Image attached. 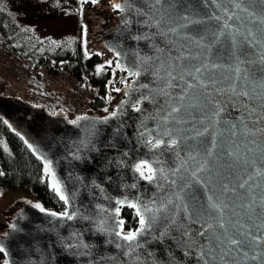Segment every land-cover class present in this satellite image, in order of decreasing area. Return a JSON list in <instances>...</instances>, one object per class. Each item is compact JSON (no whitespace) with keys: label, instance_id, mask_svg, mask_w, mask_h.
Wrapping results in <instances>:
<instances>
[{"label":"water","instance_id":"water-1","mask_svg":"<svg viewBox=\"0 0 264 264\" xmlns=\"http://www.w3.org/2000/svg\"><path fill=\"white\" fill-rule=\"evenodd\" d=\"M113 2L114 0H99L95 3L96 14L101 19L91 33L93 40L102 43L108 52L112 53L115 61L110 48L116 47L122 54L127 53L126 57L122 55V63L130 66L135 61L134 53L151 59L143 65V68L149 71H145L139 78L129 77L128 73L123 71L129 80L127 82L132 84L133 88H125L122 97L109 111L100 114L82 112L72 116L65 109L53 111L44 103L0 92V118L24 143L27 141V147L32 145L28 148L41 161L43 170L44 160L40 157L52 161V167L62 180L66 194L73 198V206L91 217L90 220L77 219L61 225L55 218L41 213L34 205L40 203L44 208L55 212H62L64 208H48L40 200L29 196L16 198L3 209V213L10 219L2 226L0 243L5 244L9 254L7 257L3 254L1 264L5 258L10 264H195L194 260L185 256L174 244L171 245L170 251H166L171 244L167 240L163 244L149 240L148 244L133 254L139 255L140 259L133 261L132 257L123 255L125 249L116 248V243H123L122 241L108 233L96 231V225L101 220L105 221L104 227L110 231L115 227L110 212L117 206V200L128 197L129 200L138 198L141 202H147L154 196L158 198L172 195L185 182L193 185L184 193L189 203L207 207L208 198L211 197L213 202L228 205L224 210V220L230 234L235 231L237 220L244 224L259 225V230H264V208L261 207L264 205V200L261 199L264 197V174H256L258 169L264 170V135L257 132L253 136L250 132L245 133L239 126L241 114L246 115L244 105L250 109L264 100L260 75L264 65L259 61V53L264 50V0H215V3L213 0H181L187 7L179 12L171 10L172 19L163 26L165 30L176 27L177 32H169L166 37L154 35L155 28L138 26L135 22L126 29L123 20L128 18V14L116 10ZM137 2L142 6L148 4V0ZM236 4H239V7H236ZM145 10L155 19H159L165 11L162 8L161 11L155 12L147 7ZM251 13L255 15H250ZM181 15L201 23H191L186 28L180 27L188 23L180 18ZM229 16H232V19H229ZM135 19L137 18L133 17V20ZM225 24L231 27L226 28ZM249 30L254 34L255 41H259L258 44L253 42L249 45L246 42L245 38L253 40V36H249ZM220 32H224V35L214 44L213 41L217 40ZM229 33L235 35L238 50L248 49V55L241 59H250L254 63H240L231 54L233 49ZM138 35L148 36L149 39H132ZM208 46L212 48L211 53ZM181 54L187 57L182 62L176 60ZM161 63L164 68L160 71V78H157L151 70L159 67ZM173 63L176 64L174 75L183 67L194 70L203 63L219 64L221 67L209 68L200 75L201 80L207 82L214 78L219 83L209 84L207 89L197 86L188 90L185 99L180 101L178 96L184 94L186 82L195 84L196 81L186 76L185 81H173L180 86L169 88L166 70L168 65ZM237 67L241 69L239 73L236 72ZM246 75L248 79H245ZM233 82L236 83L238 92L242 88L249 90L252 93L251 98L236 96L230 91L217 92V88L229 89ZM141 84H148V88H140ZM126 91L129 92L127 96ZM165 92L168 95H164ZM142 95H150L153 99L142 101L141 107L144 111L140 113L134 111L131 105ZM118 106L124 109L123 114L109 119L107 123L100 122V118L108 116ZM173 106L181 107V110L169 118L167 125L161 123L158 118L147 119L156 116L158 111L160 116L166 115ZM217 107L223 108L219 116L214 115ZM260 111L257 107V112ZM83 116L89 119L80 120L78 124L71 123L77 117ZM254 120L255 116H252L245 121L248 129L255 131L258 127H264V124L253 123ZM141 123L152 129L160 123L161 133L168 128L172 132L171 138L180 141L175 149L161 148L155 153L159 155L163 152L161 159L166 161L165 167H175L187 161L175 177V189L170 185H166L163 190L157 189L155 183L140 179L139 174L132 170L131 165L139 159L154 158V153L136 143L137 129ZM232 123L238 125L234 130L237 133L235 136L232 135L233 129L229 127ZM118 126L119 135L114 131ZM205 128H208V131L204 135H197L204 132ZM94 129H98L93 140L98 150H91V145L85 147L87 140L92 139L89 133ZM153 135L156 133L153 132ZM213 137L215 148L212 147ZM163 138L166 141L170 139ZM209 150L212 151L211 156L208 155ZM229 151L234 155L228 156L226 153ZM122 152L128 153L124 166L107 163L109 159L121 158ZM73 154L78 155L80 159H75ZM193 156L195 159H191ZM204 163H207L208 168L197 174L204 182L201 186L195 183L192 172ZM180 177L184 179L181 180ZM93 180L101 187H94L91 184ZM242 183L245 184L244 188L239 187ZM132 184L136 187L132 188ZM225 185L229 191H225ZM249 198L256 201L251 220L246 210L241 207L250 202ZM97 205L108 211L102 212ZM122 209L120 219L125 221V232L136 229L138 224L126 229V217ZM215 216L216 213L213 212L212 217ZM208 219L211 222V218ZM12 224L17 225L16 230L10 228ZM251 230L258 232L256 227ZM72 233L82 235L73 237ZM80 242L89 245V248H65V245ZM246 251L248 256L238 259L237 264H259V261L248 258L254 253L251 250ZM85 252L89 254L83 255Z\"/></svg>","mask_w":264,"mask_h":264},{"label":"snow or ice","instance_id":"snow-or-ice-1","mask_svg":"<svg viewBox=\"0 0 264 264\" xmlns=\"http://www.w3.org/2000/svg\"><path fill=\"white\" fill-rule=\"evenodd\" d=\"M84 2L90 3H98L99 0H84ZM215 3V0H213ZM160 6V7H157ZM239 7V4L235 5ZM113 7L116 10H119L121 13L128 14V18L123 20L125 28H130L131 24L135 22L138 26L148 27V28H155L156 33L154 35H159L161 37H166L169 32L176 33V27H169L167 30L163 27L167 25L172 19V11L176 10L180 11L185 9L187 6L184 5L181 0H175V2H171V0H148V4L142 6L137 2V0H122V2H113ZM148 8L151 11L159 12L161 9H165L164 13L160 16L159 19L153 18V16L149 15V11H146L145 8ZM226 12L227 9H224ZM250 15H255L251 13ZM133 17L137 19L133 20ZM181 19L188 21L186 24L180 25V27L186 28L191 23H201V21H191L187 16L181 15ZM215 19H220V17H214ZM238 18V17H237ZM229 19H232V16H229ZM151 20V23H149ZM226 28H230L231 25L225 24ZM224 32H220L217 35V40L213 41L215 44L220 36H223ZM249 36H253V40H247L246 42L249 45H252L253 42L259 43V41H255L254 34L249 30ZM229 37L232 43V55L240 62V63H254L253 60H245L241 59V57H245L248 55V49L238 50L237 49V41L235 35L229 33ZM132 39L134 40H141V39H149L148 36H133ZM203 39V37H201ZM110 51L114 53L116 58L115 67L112 69L113 73L118 69L120 71H125L128 73L129 77L139 78L141 75L144 74L145 71H149L148 69H144L143 65L147 63V60H150L151 57L144 58L141 57L138 53H134L135 61L130 66L128 64L122 63V55L127 56V53H123L118 51L116 47L110 48ZM159 51V49H157ZM208 51L211 53L212 48L208 46ZM87 55V51H86ZM184 59H187L186 56L181 54L179 57L176 58L177 61L182 62ZM259 61L262 65H264V50H261L259 53ZM108 66L113 64L112 60L106 61ZM221 67V65L216 63H203L200 67L194 68V70H190L187 67H183L179 73L176 75L173 74L176 68V64L173 63L168 65V70H166V75L169 77L167 81V86L177 87L180 86L179 84H174L173 81H185V77H191L192 80H195L196 83L186 82L187 88L184 89V94L178 96L180 101H183L187 95V91L197 86L207 89L209 84L215 85L218 84L219 81L210 78L209 81H204L200 79V75L203 72L207 71L209 68L216 69ZM104 68V65L99 66V69ZM164 68V64L152 71V74L155 75L157 78H160V71ZM241 69L239 67L236 68V72L239 73ZM261 86L264 87V70L261 71ZM245 79H248V76H245ZM122 83L125 84L126 89H132L133 85L127 82V78L121 80ZM111 83V81L109 82ZM140 88H148V84H141ZM115 91L119 92L121 89L115 88ZM224 91H230L236 96L241 97H248L251 98L252 93L249 90L241 89L239 92L237 91L236 83L233 82L229 89H222L217 88V92L221 93ZM164 95H168V93H163ZM125 95H129V92L126 91ZM110 99V97H109ZM153 99L150 95H142L140 99H138L134 104L131 105L132 109L136 112L143 113V108L141 107L143 100H151ZM125 103V102H122ZM183 107V105H181ZM181 107L173 106L171 111L168 112L166 115L160 116L159 111L157 112L156 116L147 117V119L156 120L157 118L161 123L167 125L169 123V118L173 116L174 113H179ZM195 107V105H192ZM257 107L261 110L257 112ZM245 113L241 114L240 117V127H242L245 133H251V135L255 136L257 132L261 135H264V127H258L255 131H251L248 129V125L245 122L252 116H255V120L253 123H261L264 124V100L258 106L249 107L244 105ZM105 111H108L105 109ZM124 109L121 106H118L116 110L109 113L108 116L100 118L101 123H107L109 119L115 118L118 115L123 114ZM223 111L222 107H217L216 112L214 115L219 116L220 112ZM89 119L87 116L77 117L76 120L71 121L73 124H78L80 120H87ZM229 127L233 129L232 135L235 136L237 133L234 131L238 125L237 124H230ZM161 124L157 123L155 129L148 128L147 124L141 123L140 127L137 129L138 139L136 143L138 145H143L146 147L149 152L154 153V158L152 160L149 159H139L137 162L131 165L132 170L135 173L139 174L140 179L148 181L149 183H155L157 189L163 190L166 185L172 186L173 189L177 187V180L175 177L177 173L181 171L184 167V164L187 161L175 166V167H165L166 161L161 159L163 156V152H160L159 155L155 153L164 148L165 150L175 149L178 144L179 140L177 138H171L172 132L170 129L165 128L164 131L161 133ZM115 133L119 135L120 127L118 126L115 130ZM208 131V128L204 129V132L197 133V135H204ZM153 132L156 135H153ZM98 133V129H94L89 133L92 139H88L85 147L91 145V150H98L96 149L95 143L93 140ZM163 137H170L167 141ZM27 143V141H25ZM82 143H84L82 141ZM255 143V141H252ZM215 137H213L212 147L215 148ZM29 148L32 147L31 144L28 145ZM115 147V145H112ZM228 156L234 155L233 152L229 151L226 153ZM176 155L178 156L179 153L177 152ZM208 155H212V151L209 150ZM75 159H80L78 155L73 154ZM128 157L127 152L121 153V158H112L107 160L109 165H117V166H124L127 163L125 159ZM44 173L46 175L47 181L49 183L50 188L52 191L58 196L59 200L63 201L65 207L62 212H55L44 208L40 203H36L34 207L38 209L41 213H45L48 216L55 218L56 221H59L62 225L66 221H73L77 219H84L90 220L91 217L84 215L79 209L73 206V198L66 194L65 186L60 178H58L56 172L52 167V161L48 159H44ZM191 159H195V157H191ZM156 165V166H154ZM208 168L207 163L200 164L196 167L195 171L192 172V177L196 184L203 186V181H201L197 174L200 172H204ZM3 173H0L2 175ZM257 175L264 174V170L258 169L256 172ZM109 179H111L109 177ZM183 180V177H180ZM251 179V177H250ZM246 183V182H245ZM91 184L94 187L100 188L101 186L96 183L95 180L91 181ZM132 188H135L136 185L132 184ZM193 187L190 183H183L179 186L178 191H174L172 195L168 196H161V197H153L151 200L147 202H141L138 198L129 200L128 197H124L123 199H119L116 201V207L111 210L110 216L115 222V227L111 229V231L104 227L105 221L101 220L96 225V231L100 233H108L110 236H115L119 241L123 243H116V248H123L125 251L123 255L125 257H132L133 261H138L140 259L139 255H133L137 252L138 249L143 248L145 244L149 243V240L155 241L159 244H163L166 240L170 241L171 244L169 249L166 251H170L171 245L174 244L177 248L183 251L185 256L190 257L192 260L195 261V264H237V260L248 256V252L246 250H251L254 254L249 256L248 258L252 261H259V264H264V249H262V245H264V230H259V225H254L251 223L244 224L241 223L239 220L235 222V231L231 234L229 233L226 222L224 220V210L228 207L225 203H216L212 201V198H208L207 207L204 205H196L189 203L188 200L185 198V191L190 190ZM240 188H244L245 184L242 183L239 185ZM225 191H229L227 185L224 186ZM101 191L103 189L101 188ZM234 191V189L232 190ZM250 202L247 204L241 205L246 210V213L249 214V220H251V214L255 212L254 205L256 201L249 198ZM264 200V197L261 198ZM97 208H100L102 212L108 211L104 209L103 206L97 205ZM124 207H128L134 210L135 217L137 218L138 227L134 230H129L125 232L124 224L125 221L120 219L121 209ZM264 208V205L261 206ZM215 212L216 216L212 217V213ZM211 218V222L208 218ZM50 223H52L50 221ZM264 223V220H262ZM256 227L258 232H253L251 229ZM10 228L16 230L17 225L12 224ZM7 236L8 233H5ZM82 235L81 233H72L73 237H77ZM111 243L112 241H108ZM65 248H89V245L84 244L83 242L77 244H70L65 245ZM260 249V251H256ZM0 253L4 254L5 257L8 256V251L5 247L4 243H0ZM235 253L236 255L233 256L232 254ZM75 254V253H74ZM83 255H88L89 253L85 252L82 253ZM151 255V253H148ZM3 264H10L7 258L4 259Z\"/></svg>","mask_w":264,"mask_h":264},{"label":"trees","instance_id":"trees-1","mask_svg":"<svg viewBox=\"0 0 264 264\" xmlns=\"http://www.w3.org/2000/svg\"><path fill=\"white\" fill-rule=\"evenodd\" d=\"M10 18L9 12L0 6V50L20 59L32 69L43 61H52L62 66L81 86L86 85L93 90L94 97L87 103V109L94 114L106 112L105 109L108 108L111 95L107 80L110 71L106 67L98 70L97 55L84 58V54L78 50H65L61 54L39 51L36 46L32 45L24 31L20 32V28L14 27ZM61 57L68 58L69 61L68 59L62 60ZM30 75V78L24 82L25 88H22L25 92L41 99L51 98L56 104L60 99L63 105L70 104L74 92L70 95L71 99H68L61 86L57 89L36 73ZM34 102L43 101L38 99ZM62 107L59 104L55 110ZM0 173H3L0 175V185L22 186L34 194L35 198L46 207L56 210L64 208V203L59 200L47 182L41 161L30 152L23 140L10 129L2 118H0ZM122 211L126 217V229L136 227L138 223L134 211L129 208H123ZM1 258H3L2 253H0Z\"/></svg>","mask_w":264,"mask_h":264},{"label":"rangeland","instance_id":"rangeland-1","mask_svg":"<svg viewBox=\"0 0 264 264\" xmlns=\"http://www.w3.org/2000/svg\"><path fill=\"white\" fill-rule=\"evenodd\" d=\"M0 6L9 12L10 21L14 24V27L16 29L20 28V32L24 31L32 45L36 46L39 51H50L58 54L65 50H78L80 52L86 50L91 44L87 30L91 21H88V8L87 6L83 7L80 0H0ZM50 9H53L54 12L48 15ZM88 55L90 56V53L87 52V55L84 54L83 57L86 58ZM98 58V68L101 65L106 67V61L110 60L104 55L98 56ZM61 59L67 60L68 58L61 57ZM125 77V73L120 70H116L115 73L110 71L107 76L108 86L111 90L108 110L111 109L116 99L124 91L121 80ZM110 81L111 83H109ZM22 87V83L18 85L6 79H0L1 93L19 95L32 101H38L39 99L44 104L49 105L51 109H54L53 111L59 106L51 98L41 99L28 94ZM115 88L121 90L117 92L114 90ZM67 108L66 105L62 107V109ZM22 196L35 199L34 194L22 186L0 185V232L2 226L10 219L9 216L3 213V209L13 200ZM1 261L2 258L0 264Z\"/></svg>","mask_w":264,"mask_h":264},{"label":"built area","instance_id":"built-area-1","mask_svg":"<svg viewBox=\"0 0 264 264\" xmlns=\"http://www.w3.org/2000/svg\"><path fill=\"white\" fill-rule=\"evenodd\" d=\"M0 73L15 83H24L31 73H36L49 85L57 89L61 86L67 98L72 97L70 104H67L73 113L86 111L87 103L94 97L93 90L86 85L81 86L68 70L52 61H43L32 69L20 59L0 50ZM73 92L74 95L70 97Z\"/></svg>","mask_w":264,"mask_h":264},{"label":"flooded vegetation","instance_id":"flooded-vegetation-1","mask_svg":"<svg viewBox=\"0 0 264 264\" xmlns=\"http://www.w3.org/2000/svg\"><path fill=\"white\" fill-rule=\"evenodd\" d=\"M80 1H81V5L83 7L87 6V8H88L87 16L89 18L88 21L91 20L89 22V24H88V27H87L88 35H89L91 44H90V46L87 47L86 50H82L80 52L83 53V54H86V51H87L88 53H90V56L91 55H97V56H100V57H101V55L107 56V58H110V60L113 61V64L111 66H108L106 64L105 66H106L107 69H109V71H112V69L115 67V60H114V57H113L112 53L108 52V50L106 49V47L102 43L94 41L92 36H91V33L94 30V27L100 21L101 17L96 14L95 4L90 3V2H84V0H80ZM49 11L50 12H48V15H51L54 12L53 9H50ZM127 81H129L128 78H127ZM123 88H125V84L124 83H123ZM121 96H122V93L116 99L117 102L119 101Z\"/></svg>","mask_w":264,"mask_h":264}]
</instances>
